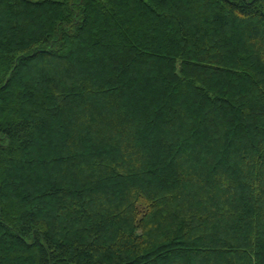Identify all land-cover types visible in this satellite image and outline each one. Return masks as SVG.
Here are the masks:
<instances>
[{
	"label": "trees",
	"instance_id": "1",
	"mask_svg": "<svg viewBox=\"0 0 264 264\" xmlns=\"http://www.w3.org/2000/svg\"><path fill=\"white\" fill-rule=\"evenodd\" d=\"M0 264H264V0H0Z\"/></svg>",
	"mask_w": 264,
	"mask_h": 264
}]
</instances>
